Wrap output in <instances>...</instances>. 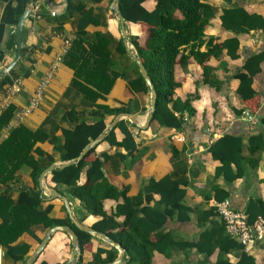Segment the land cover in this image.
Here are the masks:
<instances>
[{"label": "crops", "instance_id": "crops-1", "mask_svg": "<svg viewBox=\"0 0 264 264\" xmlns=\"http://www.w3.org/2000/svg\"><path fill=\"white\" fill-rule=\"evenodd\" d=\"M83 1L86 9L94 10L98 20L97 24H90L86 29L90 39H96L98 34L107 36L106 41L112 52L114 69L118 72H126V77L117 78L106 99H99L98 103L110 107H120L124 103H130L135 111L132 114L137 115L139 122L145 125L151 107L152 94L151 90L149 92L135 91L130 87V80L138 76L134 64L136 61L131 54L134 51L138 55V52L131 43L130 37L140 35L143 38L150 26L146 23L131 22L125 18L123 24L119 17L118 1L116 3L114 0ZM68 2L69 0H31L28 5L33 8V13L24 22L23 40L26 52L15 67L19 77H12V84H0V114L10 104L15 107L11 121L1 131L0 144L20 125H25L31 130L44 127L50 136L57 137V145L63 144L65 142L63 129H70L74 126L69 118L64 117L66 110L72 108V105L76 106L81 119L88 122L94 121L91 114L93 107L87 106L83 95L71 86L74 70L64 63V58L55 70L40 105L32 112L24 114L30 97L40 81L49 73L54 62L62 54L66 40L76 37L75 17L64 24L63 30L60 31L58 28V17L66 11ZM31 3H33V7H31ZM209 3L215 7L216 14L206 29L205 42L200 50H208L210 40L213 41V44H221L232 38L239 40L238 58H234L228 48H223L222 51H217V56H211L206 63L214 67L215 75L222 82L221 86L217 88L205 83L203 65L191 57L185 67L178 64L175 72L176 81L180 86L174 97L186 100L191 96V104L196 110L192 116L188 112L185 113L184 128L179 130L164 128L156 121H151L146 128H142L129 118H124L130 121L129 129L137 144V148L132 154L128 153L125 148L111 144L104 139L95 146L96 155L102 159L105 154L110 156V159L104 163V172L108 181L119 189L127 188L128 196L134 198L141 191L146 193L149 191L152 179L160 180L164 176L174 173L176 170L172 162V147L175 146L182 151L184 161L182 168L186 169L184 175L189 180L184 204L189 207V211L187 214L177 211L173 217L168 219L163 231L174 238L175 244L165 253L156 251L153 264H216L220 259H229L230 262L236 263L239 259L240 251L238 250L224 252L219 246H216L212 252L206 253L198 251L196 247L183 248L182 244L197 242L202 237H210V235H213L212 242L217 240L219 242L221 236H227L223 229L224 223L215 211V203L219 202L217 195L222 196L224 193H228L225 199H230L235 207L246 212L250 200L264 201V62L262 71L254 78L253 87L257 92L254 99L244 101L241 98L237 91L240 80L234 77L237 72L244 71L243 66L253 53L264 50V31L253 30L247 33H237L226 29L221 20L223 11L234 6H241L249 12L264 16V0H209ZM146 4L149 10L155 7L153 0L147 1ZM62 5L65 7H60ZM5 6L6 3L0 2V23ZM57 8L59 14L53 16L51 11ZM123 25L126 28L128 45L125 44ZM14 28L11 25L7 26L3 38L0 40V51L4 55V58L0 60V70L16 56L17 50H15L12 40V35L15 34ZM123 45L126 47L127 53L123 52ZM189 50L190 48H187L185 52L188 53ZM29 69L31 73L24 76V73ZM116 116H106L105 132ZM48 118L49 122L46 123ZM226 135L239 138V142L228 140L218 143V140ZM116 137L117 141L123 140L124 134L120 129H116ZM254 137L253 141L261 147L260 149H252L254 144H251L250 141ZM214 143H216L215 154L210 149ZM37 145L44 148L46 158L49 156L54 158L53 163L66 162L61 159L54 143L42 144L39 142ZM121 153L126 157L122 159ZM36 156L39 155L36 154ZM224 158L231 163L223 165ZM89 167L88 163L83 168L78 181L79 185L88 182L87 170ZM220 168H223V172L218 174ZM225 171L228 177L239 171H243L244 174L234 181H230L225 175ZM40 177L36 181L32 176V168L27 165L23 166L18 171L15 180L0 185V192L7 191L13 199L17 200L22 190L41 191L44 197L43 207L52 205L50 217L66 220L67 225H75L64 200L52 194V191L56 190L68 199L75 219L80 224L94 229L93 225L101 219V216L88 214L82 201L72 194L69 186L52 180V171L45 175L43 185H41ZM218 189L222 192L217 193ZM159 200L160 195L154 193L152 200L149 203L144 200L143 204L164 209L165 206L159 204ZM122 202V197L120 199L108 198L104 201V209L109 215H112L116 211L117 205ZM208 212H212L210 217ZM116 220L123 222L125 216H118ZM49 229L39 225L33 228L35 235L24 233L18 239V242L30 245L26 261L35 252ZM92 235L94 237L91 242L81 251L82 264L92 262L99 247L117 248L116 245L98 235ZM152 237L155 238L154 235ZM0 247L2 251L0 264H25L26 261L14 262L6 258L7 249L1 244ZM245 250L256 258L257 264H264V241L249 249L245 248ZM78 255L79 250L73 244L71 235L63 230H58L53 233L48 245L34 264L42 262L77 264L79 262H76ZM103 256L105 257L106 254ZM120 256L127 263L125 252L118 249L117 258Z\"/></svg>", "mask_w": 264, "mask_h": 264}, {"label": "trees", "instance_id": "trees-1", "mask_svg": "<svg viewBox=\"0 0 264 264\" xmlns=\"http://www.w3.org/2000/svg\"><path fill=\"white\" fill-rule=\"evenodd\" d=\"M147 1L149 0H118V7L126 20L146 23L150 26L143 38L140 35H135L131 36L130 40L143 61L158 94L152 121H156L161 127L179 130L184 128L185 113L188 112L192 116L196 110L191 104V96L186 100L174 97L180 86L175 78L177 65L181 64L185 67L190 58L194 57L203 65L205 83L218 88L222 82L215 75L214 67L206 63L211 56H215L218 54L217 51H222L223 48H228L231 55L238 58L239 40L232 38L221 44H213V41L210 40L208 50H200L205 42L206 29L216 14V9L209 3V0H153L155 7L152 10L147 7ZM0 2L6 3L0 23L1 40L6 27L17 25L31 0H0ZM73 17H75L77 25V34L63 61L74 70L71 86L83 95L87 106L93 107L91 114L94 121L88 122L81 119L76 106L72 105V108L66 110L64 117L69 118L74 126L70 129H63L65 142L58 145L56 144L57 137L50 136L44 127L37 130H31L25 125L16 127L0 144V185L15 180L18 171L26 165L32 168V176L38 181L42 172L54 162L53 157L46 158L44 156V148L37 145L39 142L42 144L54 143L55 149L60 153L63 161L78 159L86 146L105 132L107 115L135 112L130 103H124L120 107H110L98 103L99 99H106L117 78L126 77V72H118L114 69L112 52L106 41L107 36L98 34L96 39H90L86 29L90 24L98 23L94 10L86 9L83 0L77 2L69 0L66 11L58 17L59 30H63L64 24ZM221 20L226 29L237 33H247L253 30L264 31V16L249 12L241 6L225 9ZM15 38V34H13L12 40L15 50H17ZM187 48H190L188 53L185 52ZM25 52L26 48L24 47L22 56L25 55ZM123 52L127 53L124 45ZM3 58V52L0 51V60ZM263 62L264 50L253 53L244 64V71L241 70L234 76L240 80L237 91L244 101H250L257 95L253 83L255 76L262 71ZM134 64L138 76L130 80V87L135 91L149 92L150 88L144 76L138 65ZM30 73L29 69L24 73V76H28ZM12 77H19L15 68L10 74L0 79V84H12ZM14 111L15 107L12 104L1 111L0 135L3 128L11 121ZM47 122H49V118ZM129 123L128 119L120 120L106 134L104 141L123 147L132 154L136 150L137 144L129 129ZM116 129H120L124 134L122 141H117ZM228 140L239 142V138L226 135L219 139L218 143ZM253 140L255 137L250 141L251 144H254L252 149H260L261 147ZM216 143L210 148L213 152ZM36 154L39 156L37 157ZM172 154V162L176 171L160 180L152 179L149 191L147 193L141 191L135 198L128 196L127 188L119 189L108 181L104 172V163L110 159V156L105 154L102 159L96 155V147L90 149L77 162L53 170L52 180L69 186L72 194L82 201L88 214L101 216L93 228L106 233L115 242L121 244L127 256L126 264H153L156 251L165 253L175 244L174 238L163 231L168 219L173 217L177 211L186 212V214L189 211V207L184 204L189 180L184 175L186 169L182 168L184 165L182 151L173 146ZM120 157L123 159L126 155L121 153ZM229 162L231 163L225 159L223 165ZM88 163L90 164L87 170L88 182L79 185L78 181L82 170ZM222 172L223 168H220L218 174ZM243 174V171H239L228 177L225 171V175L230 181H234ZM220 192L222 191L218 189L217 193ZM154 193L160 195L159 204L164 205V209L143 204L144 200L149 203ZM227 196L228 193H224L222 196L217 195L216 197L222 201ZM121 197L123 202L117 205L116 211L112 215H109L104 209V201L108 198L120 199ZM43 201L44 197L41 191L33 189L22 190L17 200L13 199L7 191L0 192V244L7 249L6 258L14 262L26 261L30 245L18 242V239L24 233L34 234V227L43 225L45 229H49L57 224H66V220L52 219L50 217L52 205L43 207ZM247 212L250 221H254L260 215L264 217V201L250 200ZM208 214L210 217L212 212H208ZM122 215L125 216V220L117 221L116 217ZM72 226L79 236V246L83 251L94 236L74 224ZM223 229L226 232L225 226ZM226 234L227 236H221L219 242L218 240L212 242L213 235H210V237L207 236L208 238L202 237L197 242L182 244V247H196L198 251L206 253L212 252L216 246H219L224 252L238 250L240 251L239 259L236 263L230 262L229 259H220L216 264H257L256 258L249 254L241 243L230 237L227 232ZM103 254L106 256L104 257ZM117 255L116 247L110 249L99 247L94 254L93 261L89 264H106L114 261ZM82 262L83 258L77 264H82ZM41 264L48 263L42 262Z\"/></svg>", "mask_w": 264, "mask_h": 264}, {"label": "water", "instance_id": "water-1", "mask_svg": "<svg viewBox=\"0 0 264 264\" xmlns=\"http://www.w3.org/2000/svg\"><path fill=\"white\" fill-rule=\"evenodd\" d=\"M118 0H114V3H116ZM33 13L32 8L27 7V9L24 11V13L21 15V17L19 18V21L17 23V25L14 28V33L16 35V41H17V52H16V56L14 57V59L8 63L3 69L0 70V79L4 78L5 76H7L15 67L16 65L20 62L21 57H22V51L24 48V40H23V27H24V22L25 20L28 18V16L30 14ZM119 17L122 21V23L124 24V16L120 13ZM123 34H124V38H125V44L128 45V38H127V33H126V28L123 25ZM132 56L134 57L142 75L144 76L150 90H151V94H152V99H151V107L148 113V117L146 120L145 125H142L139 120H138V116L132 113H119L115 120L112 122V124H110V126L108 127V129L106 130L105 133L109 132L110 130H112L117 123L124 119V118H129L133 123L137 124L139 127L142 128H146L150 122L153 120L154 118V112L156 110V101H157V91L155 89L154 83L143 63V61L140 59V57L136 54V52L132 51L131 52ZM105 133L102 134L101 136H99L98 138H96L95 140H93L89 145L86 146V148L83 150V152L81 153L80 157L78 159H72L69 161H66L62 164H56L53 163L51 164L46 170H44L41 174V185H43V179L45 177V175L57 168H64L70 164H73L75 162H77L78 160L82 159L85 154L92 148H94L101 140H103L105 138ZM52 194L54 196L60 197L64 200L67 210L69 212V215L71 217V219L73 220V222L75 223V225L81 229L84 230L90 234H95L98 235L99 237L107 240L108 242H111L112 244L116 245L117 248L119 250H121V252H125V249L121 246V244L115 242L113 239H111L106 233L104 232H100L97 231L95 229H91L88 228L82 224H80L74 217L73 213H72V209L70 207V204L68 202V199L66 198V196H62L60 193L56 192V190L52 191ZM58 230H63L65 232H67L68 234L71 235L72 237V241L73 244L77 247V249L79 250V255L78 258L76 259V262L80 261L81 257H82V253H81V248L79 246V236L76 233L75 229L71 226V225H67V224H57L53 227H51L48 231L46 236L44 237V239L41 241V243L39 244V246L37 247V249L35 250V252L30 256V258L25 262V264H34L36 262V260L38 259V257L40 256V254L43 252V250L46 248V246L48 245L49 241L52 238V235L54 232L58 231ZM1 257H2V251H1V247H0V262H1ZM126 263L124 260H122V257L120 256L119 258H117L116 260L106 263V264H123Z\"/></svg>", "mask_w": 264, "mask_h": 264}, {"label": "built area", "instance_id": "built-area-1", "mask_svg": "<svg viewBox=\"0 0 264 264\" xmlns=\"http://www.w3.org/2000/svg\"><path fill=\"white\" fill-rule=\"evenodd\" d=\"M31 7H33V3H31ZM60 7H65V5ZM51 14L53 16H57L59 14V9H53ZM72 41L73 39L66 40L62 54L54 62L49 73L40 81L37 89L30 97L29 104L24 110V114L32 112L40 105L46 88L48 87V84L52 79L59 63L67 54ZM17 82L19 81L17 80ZM215 211L218 216L221 217L226 228V232L229 234V236L237 240L245 248L249 249L264 241V217H258L254 221H250L248 212L235 207L230 199L216 202Z\"/></svg>", "mask_w": 264, "mask_h": 264}, {"label": "bare ground", "instance_id": "bare-ground-1", "mask_svg": "<svg viewBox=\"0 0 264 264\" xmlns=\"http://www.w3.org/2000/svg\"><path fill=\"white\" fill-rule=\"evenodd\" d=\"M130 49V48H129Z\"/></svg>", "mask_w": 264, "mask_h": 264}]
</instances>
